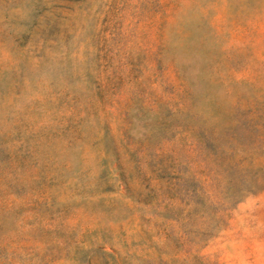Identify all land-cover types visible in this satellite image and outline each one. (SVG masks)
<instances>
[{
    "label": "rangeland",
    "instance_id": "rangeland-1",
    "mask_svg": "<svg viewBox=\"0 0 264 264\" xmlns=\"http://www.w3.org/2000/svg\"><path fill=\"white\" fill-rule=\"evenodd\" d=\"M0 264H264V0H0Z\"/></svg>",
    "mask_w": 264,
    "mask_h": 264
}]
</instances>
